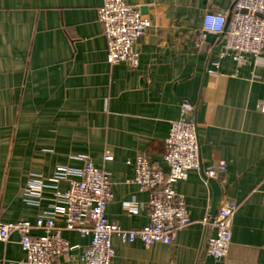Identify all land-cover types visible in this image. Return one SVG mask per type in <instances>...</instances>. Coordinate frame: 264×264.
I'll return each mask as SVG.
<instances>
[{
	"label": "crops",
	"instance_id": "obj_1",
	"mask_svg": "<svg viewBox=\"0 0 264 264\" xmlns=\"http://www.w3.org/2000/svg\"><path fill=\"white\" fill-rule=\"evenodd\" d=\"M152 26L138 44V65H112L98 11L104 0H0V222L36 221L50 208L25 201L33 174L58 167H104L112 183L110 223L148 225L150 192L133 181L138 156L168 172L164 160L172 121L193 105L202 168L175 185L193 224L172 244L146 248L112 237L114 264H264V52L239 66L219 58L224 35L197 34L207 12L230 19L236 0H124ZM219 65L216 66L215 63ZM106 157H111L107 160ZM225 161L213 181L205 171ZM69 188L67 181L58 189ZM224 199L238 205L226 261L206 255L211 219ZM137 203V210L125 207ZM37 235V233H35ZM80 256L89 237L64 231ZM20 236L0 241V264H24ZM54 264H67L64 257Z\"/></svg>",
	"mask_w": 264,
	"mask_h": 264
},
{
	"label": "built area",
	"instance_id": "obj_2",
	"mask_svg": "<svg viewBox=\"0 0 264 264\" xmlns=\"http://www.w3.org/2000/svg\"><path fill=\"white\" fill-rule=\"evenodd\" d=\"M98 19L104 28L108 62L112 65L127 63L135 68L139 60L137 44L152 26L150 19L137 6L124 0H104ZM209 34L224 35L220 59L231 57L243 66L246 55L259 57L264 52V0H236L230 19L220 13H205L197 45L200 46ZM259 109L264 113V98ZM165 144L168 172L153 167L144 155L138 156L136 161L133 181L150 192L148 225L124 229L109 222L107 206L113 199L110 173L88 161L80 169L58 167L48 179L31 175L24 189L25 201L40 206L45 190L51 188L52 204L34 222H0V241L7 242L12 233H17L26 251L24 264H54L60 257H64L67 264H114V235L125 243L140 241L146 248L156 243L172 244L179 231L194 223L175 185L190 171L202 168L198 124L190 102L182 104L180 117L172 121ZM106 159L111 160V157ZM226 166L222 161L217 168H208L206 178H215ZM62 181L69 183L65 191L58 189ZM125 207L136 211L137 203L128 202ZM237 210L236 203L224 199L215 216L201 221L215 230V235L207 240V256L220 262L227 260ZM64 231L90 238V244L80 256L73 254L78 246L64 237Z\"/></svg>",
	"mask_w": 264,
	"mask_h": 264
},
{
	"label": "water",
	"instance_id": "obj_3",
	"mask_svg": "<svg viewBox=\"0 0 264 264\" xmlns=\"http://www.w3.org/2000/svg\"><path fill=\"white\" fill-rule=\"evenodd\" d=\"M209 181L211 183H213V185L215 186L217 194H219L220 193V189H219V186L217 185L216 181H213L212 179H209ZM215 214H216V212H213V216H215Z\"/></svg>",
	"mask_w": 264,
	"mask_h": 264
}]
</instances>
